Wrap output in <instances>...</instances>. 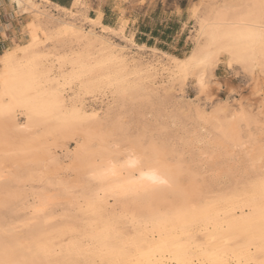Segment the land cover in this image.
Wrapping results in <instances>:
<instances>
[{
  "label": "bare ground",
  "instance_id": "1",
  "mask_svg": "<svg viewBox=\"0 0 264 264\" xmlns=\"http://www.w3.org/2000/svg\"><path fill=\"white\" fill-rule=\"evenodd\" d=\"M101 1L97 0L98 4ZM10 2L26 22L20 37L15 38L13 45L0 55V187L7 179L35 176L33 168L40 170L46 157L54 154H51L52 137L72 140L71 137L80 136L74 164L70 162L69 165L87 179L86 188L92 193L85 201L90 216L87 218H92L99 228L94 226L87 230L73 223L54 222L53 209L58 197L52 192H38L30 202L15 206L19 212L14 213L11 220L4 219L6 213H1L4 216L0 214V259L16 261L17 264H176L177 260L190 261L191 264H260L264 261V225L258 213V189L264 180V171H258L255 178L248 179L243 185H232L229 190L218 192L216 199H202L206 192L200 194L202 189L200 192L199 184L192 182V177L185 183L183 162L171 156V146L167 149L154 140L144 144L131 139L122 147L121 144L126 142L122 141L124 136L119 137L125 135L123 123H111L109 127L105 125L106 128L99 113L87 114L85 107L89 97L142 107L153 98L151 88L159 70L167 71L168 76L174 78L193 74L198 88L205 92L210 80L208 76L213 75L222 56L231 65H240L253 74L261 72L264 70V54L258 38L261 0H243L235 7L220 4L210 8L208 14L196 21L194 44L182 57L137 44L121 32V36L140 51L148 48L152 52H162L171 61V67H165L157 55L151 64L138 63L139 59L136 61L134 55H129L130 49L126 52L125 46L109 41L104 33L115 27L102 22L103 12L99 5L94 16L86 10L79 11L81 19L91 26L87 30L83 25L50 16L42 5L40 7L43 3L69 16L76 14V8L84 3L83 0H76L74 8L53 0ZM97 28L102 33L99 34ZM248 31L256 32L257 38L244 40L239 37V33ZM229 33L237 35L232 40L213 44V35L221 37ZM228 44L232 47L222 51L221 48ZM246 111L241 107L227 110L223 115L200 111L198 119L213 123L223 140L239 147L241 152L246 150L245 156L252 167L259 169L258 166H262H257V162L264 158V147L263 143L262 150H255L256 145L247 146L254 138L248 135L251 141L244 140V128L247 127L249 132L251 122ZM20 115H24L23 122L19 120ZM8 131L9 134L12 131L19 141L17 147H10ZM12 137L9 140L13 144L15 139ZM64 141L59 142L66 143ZM161 143L165 145V142ZM142 173L154 174L163 182L153 184L147 177L141 180ZM9 189L10 194L0 196V212L1 206H8L10 199L11 202L12 198L18 200L17 196L21 194ZM111 198L118 203H111ZM71 201L75 202L74 199ZM244 204L251 206L241 209ZM7 206L4 208L9 209ZM253 211L256 214L246 223L239 222V217ZM123 217L134 221L133 233H125L120 228L118 222ZM161 221L166 223L161 224ZM26 226L34 227L35 238L23 237L25 232L18 228ZM49 232H55L54 237L58 234L55 240L51 234L52 238H47ZM66 235L70 239L67 237L69 240L62 243L64 240L59 236ZM56 238L62 239L61 243H56ZM56 246L63 248L61 252L56 251ZM180 252L185 254L179 255Z\"/></svg>",
  "mask_w": 264,
  "mask_h": 264
},
{
  "label": "rangeland",
  "instance_id": "2",
  "mask_svg": "<svg viewBox=\"0 0 264 264\" xmlns=\"http://www.w3.org/2000/svg\"><path fill=\"white\" fill-rule=\"evenodd\" d=\"M85 1L86 3H83V5H85V7L89 8L90 10L92 5L87 2V0ZM103 1L106 2V5L104 6V11L106 13L104 22L112 24L114 26H117L119 24L121 25L120 27L115 28L114 26H112L114 30L105 32L106 34L104 33L105 36L107 35L106 38L108 37L107 39L109 41L120 46H125L126 52L130 49L128 51L129 55H134V58H137L136 61H138L139 59L138 63L151 64L155 58L161 57L162 62L165 64V67H171V61L168 60L166 55H163L162 52H152L153 50L151 51V49L148 48H146L147 50L144 49L140 51L136 47H132L129 42L121 36V32L129 35L131 39L137 44L154 47L160 51L164 50L168 53L173 52L172 54H174L175 56L182 57L194 44L193 39L196 35L195 29H197L198 27V23L196 21H198L200 17L208 14L210 10L216 5L225 4L227 6H230V4H232L230 7H235L239 5L243 0ZM92 2L97 3V0H92ZM44 5L45 4L40 3V7L44 9V11L49 15L51 14L50 16L54 15V17L65 19L77 25H83L87 30L91 28L89 23H87L84 19H81L83 17L79 12L80 8L77 9L76 14L72 13L68 16V14H62V12L55 7L52 8L51 6L47 5H45V7ZM97 7L98 5L95 7V11L93 10L91 12V15L89 14L90 16H94V12H96ZM57 11L59 12L57 13ZM25 22L26 18L22 16L17 9H15L10 0H0V55L7 47L13 45L15 38L20 37V35L22 34V27ZM96 31L99 34L102 33L100 28H97ZM144 60H146V62ZM231 64L232 63L229 62L225 58V56H222V58L216 65L217 68H214L215 70L213 72V75L208 76L210 80L207 84L205 92H201L200 88H198L196 78L195 76H193V74L187 75L189 76H186L187 78H174L171 75V77L168 76L167 71L165 72L159 70L155 73L154 78H156V82L154 80V84L151 88L154 92L153 98L150 102L146 103V105H143L142 107H138L135 105L133 107L134 104L132 103H125L123 105L119 102L112 103L110 99L106 98H99V100L95 99L94 97H89L85 101L87 114L99 113V119L103 122L104 126L106 125L109 127L112 125L111 123L115 122H119L120 124L123 123L125 135L122 134L119 137L124 136L121 138H123V142H126L121 144L122 147H125L124 145H127L132 140L139 141L141 143L143 142L144 144L150 140H154L167 149L171 146V148L169 149L171 156L175 160L180 159L183 162V166L186 170L184 171V177H186L184 178L185 183H188L193 179L192 182L196 181L194 183L196 185L199 184L198 188L200 187V192L202 189V192L200 194L204 195L203 192H206L204 196H201L202 199L208 197L216 199L219 193L225 192V190L227 191L233 186L243 185L251 178H255L258 173H260V171H264V158L262 159L263 161L259 160L257 162V166L261 165L262 167L258 166L259 169L252 167L248 157L245 156L246 150L244 152H241L239 147H233L232 143L228 142V140H223V137L219 134V131L217 129H214V126L212 125L213 123L210 124L209 122L207 123V121H204L200 118L198 119V113L200 111H206L205 114L220 112V114L223 115L227 112V110L229 112L230 110H237L241 107L245 111L247 110L246 112H248V117H251V127L249 126L250 131L247 132L248 128H244V131L246 132V134L244 132V134L246 135H244V140H246V142L248 143V141H251L250 138L252 139L253 137L254 139H252L253 141L248 143L247 146H250L251 144L253 146L256 145L255 150L263 149L261 148V146L263 143L264 147V92H262L264 91V70L259 73L255 72L253 74L250 70L247 69V71L240 65L234 63L233 65ZM259 77L261 78L259 79ZM255 78L257 79L256 81H254ZM260 83L263 85V87L262 85H260ZM256 84L257 86L259 85V88L257 86L255 87ZM260 86L262 87V89ZM130 104H132V106ZM88 108L91 110H89ZM93 108H95L96 110H93ZM19 120L20 122H23L24 115H20ZM213 129L215 131H213ZM11 134L13 135V137ZM8 135V141L11 145L10 147H17L19 145V141H16L13 132L10 131L9 134L8 131ZM10 135L12 137V140L15 139L13 140V144L12 141L9 140L11 138ZM248 135L249 137H251L249 138ZM54 137L50 139L52 142H54V146H52L51 148V154H53V152L54 154L46 157V162L48 161V163H44V165L42 166L43 169L42 167H40V170L39 168H33V171L35 170L34 173L36 172L35 176L32 173L33 175L27 176L29 179L27 177L25 178V176L18 179L14 177L11 178V181H9L10 179L4 180L7 183L2 182V186L0 187V196L10 194L8 189L11 188L9 189L10 192H16L17 195L21 193V197L20 195H18V200L16 198H12V202L11 199L9 200L10 203L9 201L7 202L8 206L7 204H4L3 207L1 206L2 211L0 212V214L6 213L5 216L3 214L1 215L4 216V219H8V221L11 220L13 214L18 211L15 208L16 205L26 203L28 201L30 202L35 194L45 191L52 192L58 197V202L54 207L55 209H53L55 214L52 219L56 220H53L54 222H57L59 224H61L62 222H64L62 224L73 223L76 225H80L87 230L95 228L94 226H96V228H99V226L96 225L97 223L92 218H90L91 220L87 218L90 216H88V205L85 201L90 196H92V193L86 188L87 186L85 184V181L87 179H85V176L84 178H82L81 175H78V172L75 169V171L73 170V166L71 167V165H69L71 163L74 164V153H76L77 149H79L78 147H80L79 145L81 143V140L79 139L80 136L78 137L76 135L75 137H71L72 140L68 138L69 141L62 136H57L55 137V139H53ZM216 137L217 139H215ZM56 138L58 139V142L66 140L64 141L66 143H58ZM74 138L75 140H73ZM54 140H56L57 144ZM220 141L222 142L220 143ZM161 142H165V145L167 147L164 145V143L162 144ZM253 142L256 144H254ZM175 148L177 150H175ZM232 149H235V151ZM15 152L16 151H14L13 153L15 154ZM176 152L178 153L176 154ZM244 157H247L246 160L244 159ZM9 160L11 161V159ZM45 164H47V167L45 166ZM249 169H253L251 171L253 173H251ZM22 173L23 172H20V174ZM251 174H254L255 176ZM190 177H192L191 180L189 179ZM186 179L188 181H186ZM18 180H20V182H18ZM71 182L73 183V185ZM2 188L4 191H1ZM13 188L14 190H12ZM58 192L61 195H59ZM209 193H211L212 195H210ZM73 199L75 200V202L71 201ZM110 201L111 203L116 202L112 198L110 199ZM5 206L9 207V209H5ZM66 206H68L71 210H68ZM81 207L83 209L82 211ZM84 210L87 212V214ZM74 212L77 213V215ZM20 214H22L21 211ZM60 216L61 218L58 219V217ZM83 218L84 220H82ZM126 222L127 225L125 224ZM128 222L132 224H129ZM118 224L122 231L124 229L125 233H133L132 231H134V221L132 219L123 217V220L118 222ZM18 230L22 233L25 232L22 235L26 239H33V236L35 238V236L37 235L33 233L34 227L31 226L19 227ZM126 230L130 231L127 232ZM50 234L54 237L53 234H55V232H49V236H47V238L50 237L51 239L52 236ZM56 236H58L57 233ZM55 237L52 240H55ZM59 237L63 238L64 241H62V243H65V241H68L70 239L68 235H66L65 237ZM60 238H58L59 240L56 238L57 241L55 242L57 243L58 241H60L58 242V244L61 243L62 239L60 240ZM43 240H45V238ZM57 247L58 246H56V251L61 252L60 249L63 248L60 246V248Z\"/></svg>",
  "mask_w": 264,
  "mask_h": 264
},
{
  "label": "snow or ice",
  "instance_id": "3",
  "mask_svg": "<svg viewBox=\"0 0 264 264\" xmlns=\"http://www.w3.org/2000/svg\"><path fill=\"white\" fill-rule=\"evenodd\" d=\"M260 10H261V16H260V24H261V32L258 34V38L261 44V52L264 54V0H261L260 2ZM237 34L229 33L226 34L225 36L217 37L215 35L212 36V42L213 44H218L223 40H232L233 36ZM241 39L244 40H254L257 38V33L254 31H248V32H241L238 34ZM232 47V44L225 45L221 48V50H226L227 48ZM147 177L152 181L153 184L157 182H163V181H158L157 178L155 177L154 174H147V173H142L141 174V180ZM258 199L260 203V208L258 210V213L261 217V223L264 225V180L261 181L258 189ZM254 202V201H253ZM250 204H244L241 205L240 208H247L250 207ZM256 212H249L246 215H243L239 217V222L240 223H246L248 219L251 218L252 215H255ZM166 223L165 221H161V224ZM179 255H184L185 253L180 252L178 253ZM0 264H17L16 261L8 260V259H0ZM176 264H191L190 261H184V260H177ZM260 264H264V261H261Z\"/></svg>",
  "mask_w": 264,
  "mask_h": 264
},
{
  "label": "crops",
  "instance_id": "4",
  "mask_svg": "<svg viewBox=\"0 0 264 264\" xmlns=\"http://www.w3.org/2000/svg\"><path fill=\"white\" fill-rule=\"evenodd\" d=\"M55 2V1H54ZM83 2L84 3H86V1L85 0H83ZM87 2H89L91 5H92V7L90 8V10H89V8H87V7H85V6H82V5H80V6H78L76 9H79L80 7V11H85L86 10V12L88 13V14H90L91 15V12L94 10L95 11V7L97 6V5H99L100 6V9L102 10V12H103V17H102V22H104V19H105V15H106V13H105V11H104V6L106 5V2H104L103 0L100 2V4H98V2L97 3H93L92 2V0H87ZM56 3H58V4H60V5H62V6H66V7H70V8H74L75 7V5H76V0H65V1H60V0H57L56 1ZM94 15H95V12H94ZM105 23V22H104ZM106 24H108V25H110V26H114V25H112V24H109V23H106ZM121 25L119 24V25H117V26H114V27H120ZM146 44V43H145Z\"/></svg>",
  "mask_w": 264,
  "mask_h": 264
},
{
  "label": "trees",
  "instance_id": "5",
  "mask_svg": "<svg viewBox=\"0 0 264 264\" xmlns=\"http://www.w3.org/2000/svg\"><path fill=\"white\" fill-rule=\"evenodd\" d=\"M53 1H55V2H56L57 0H53ZM60 1H65V0H60Z\"/></svg>",
  "mask_w": 264,
  "mask_h": 264
}]
</instances>
